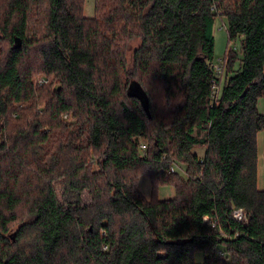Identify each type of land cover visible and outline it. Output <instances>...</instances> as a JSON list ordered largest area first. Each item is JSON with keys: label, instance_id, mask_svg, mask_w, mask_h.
<instances>
[{"label": "trees", "instance_id": "trees-1", "mask_svg": "<svg viewBox=\"0 0 264 264\" xmlns=\"http://www.w3.org/2000/svg\"><path fill=\"white\" fill-rule=\"evenodd\" d=\"M84 3L0 0V264H264V0Z\"/></svg>", "mask_w": 264, "mask_h": 264}, {"label": "rangeland", "instance_id": "rangeland-1", "mask_svg": "<svg viewBox=\"0 0 264 264\" xmlns=\"http://www.w3.org/2000/svg\"><path fill=\"white\" fill-rule=\"evenodd\" d=\"M96 4V0H85L84 6H85V10H84V14L91 18V16H94V7ZM216 26H215V31H214V37L216 38V43H215V49H214V53H215V60H214V66H216V70L217 72L220 71V74L222 72L223 67L220 66L224 56H225V51L227 49L228 46V37H227V27L225 24V20L221 17H219L216 21ZM236 47H238V45H236ZM132 52V51H131ZM131 52L129 53V57H131ZM219 66V67H218ZM219 74V75H220ZM54 76H50L47 77L45 75H38L36 77V79L34 80V84L35 86H39V85H48L53 81ZM45 81V82H44ZM130 92L132 94H137L139 96H141L142 98H144V93L142 91V89L136 85L133 84L130 88ZM45 106H42L41 109H43ZM143 144H146L145 142H143ZM196 152H199L202 154V150H197ZM182 171V170H181ZM139 184H140V190L142 191L143 194H145L146 196L149 197V193H150V183L148 182V179L145 178V176H141L140 180H139ZM175 189L171 186L168 187H161L159 189V197L161 200H168V199H173L175 198ZM83 200L84 203H90V198L89 196L85 193L83 196ZM204 259V255L203 253L199 252L196 255V262L202 263Z\"/></svg>", "mask_w": 264, "mask_h": 264}, {"label": "crops", "instance_id": "crops-1", "mask_svg": "<svg viewBox=\"0 0 264 264\" xmlns=\"http://www.w3.org/2000/svg\"><path fill=\"white\" fill-rule=\"evenodd\" d=\"M258 108L261 113L264 114V99L260 100ZM259 151H260V169H259V188L264 189V132H261L259 135Z\"/></svg>", "mask_w": 264, "mask_h": 264}, {"label": "built area", "instance_id": "built-area-1", "mask_svg": "<svg viewBox=\"0 0 264 264\" xmlns=\"http://www.w3.org/2000/svg\"><path fill=\"white\" fill-rule=\"evenodd\" d=\"M220 74V71H218V75ZM45 82V81H44ZM214 91H218V88L217 86L214 87ZM142 149L145 150L146 149V145H142ZM180 168H178L177 165H173L172 166V171H177L179 170ZM208 218L206 217L205 220H207ZM234 219L238 222V223H241V222H244V223H247L248 221V218H247V215L244 211V209H237L235 210L234 212Z\"/></svg>", "mask_w": 264, "mask_h": 264}]
</instances>
